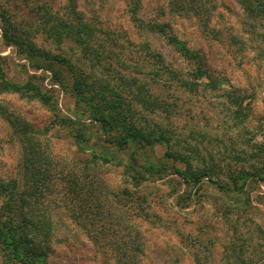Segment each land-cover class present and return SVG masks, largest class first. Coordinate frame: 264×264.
<instances>
[{"label":"rangeland","instance_id":"rangeland-1","mask_svg":"<svg viewBox=\"0 0 264 264\" xmlns=\"http://www.w3.org/2000/svg\"><path fill=\"white\" fill-rule=\"evenodd\" d=\"M67 1L0 0V8L11 12L38 48L84 67L77 48L55 44L41 29L37 5L59 11ZM134 2L79 0L87 20L103 32L120 74L150 81L148 46L162 53L171 68L182 74L189 70L163 38L136 28L135 14L146 23L168 25L174 36L205 56L223 82L222 91L192 93L160 83L156 90L172 105L173 115L145 117L167 128L173 148L186 153L195 166L215 164L221 170L217 178L232 191L223 195L208 182L199 190L187 188L170 172L137 186L128 169L133 151L113 152L100 126L80 115L69 87L59 86L48 71H35L7 47L0 26V56L8 79L31 81L51 98L46 104L31 95H0V106L45 135L61 167L51 198L53 238L47 263L264 264V180L257 177H264V28L246 17L236 0H139L138 12ZM227 90L245 98L247 118L242 123L223 98ZM64 118L74 125L62 123ZM80 135L86 138L83 148ZM102 148L113 153L112 161L100 157ZM166 150L160 145L136 152V157L147 165L161 160ZM21 155L18 139L0 114V179H22ZM75 174L79 185L69 194L65 180ZM232 176L238 178L240 191Z\"/></svg>","mask_w":264,"mask_h":264},{"label":"trees","instance_id":"trees-1","mask_svg":"<svg viewBox=\"0 0 264 264\" xmlns=\"http://www.w3.org/2000/svg\"><path fill=\"white\" fill-rule=\"evenodd\" d=\"M133 1H136L133 10L138 12L140 2ZM236 1L249 20L264 28V0ZM36 8L47 39L59 46L72 44L78 49L79 61L85 68L38 48L11 12L0 8L3 42L27 60L32 69L48 71L59 86L69 87L76 97L80 115L87 116V120L100 126L107 142L114 147L113 152L133 151L128 169L132 171L131 179L137 186L141 181H150L155 175L170 172L187 188L199 190L208 182L223 195L232 191L217 178L221 170L215 164L195 166L186 153L173 148V137L167 128L145 117L146 114L173 115L172 105L156 90L160 83L163 87L172 88L174 85L192 93L200 90L222 91L223 82L210 70L201 52L191 50L172 34L168 25L146 23L135 14L132 21L136 28L163 38L189 65V70L182 74L168 65L162 53L148 46L145 61L151 67L148 73L151 80L147 82L116 71L103 32L87 20L79 0H68L65 8L59 11H54L49 4H38ZM261 39L264 52V34ZM5 66V59L0 56V95H31L40 102L50 104L51 98L31 81L19 84L9 80ZM157 66L163 69L156 71ZM139 74L147 76L143 70ZM223 98L234 109L235 119L242 123L247 118L245 98L235 90L223 91ZM0 114L10 125L22 151V179H0V255L3 264H48V245L53 238L51 198L58 190L61 167L46 145L42 132L16 112H7L5 107L0 106ZM62 123L74 125L68 118L62 119ZM79 137L83 148L86 138ZM160 145L167 149L161 160L147 165L139 163L136 152H146ZM111 154L102 148L100 157L110 162ZM257 177L264 180L263 176ZM231 179L236 191H240L238 178L232 176ZM78 181L76 174L65 180L69 194L77 191Z\"/></svg>","mask_w":264,"mask_h":264}]
</instances>
